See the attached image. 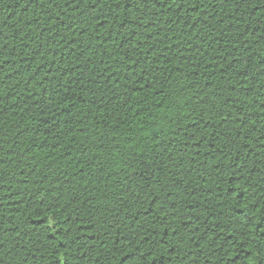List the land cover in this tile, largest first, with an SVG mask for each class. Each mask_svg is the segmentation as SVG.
I'll use <instances>...</instances> for the list:
<instances>
[{"label":"trees","instance_id":"trees-1","mask_svg":"<svg viewBox=\"0 0 264 264\" xmlns=\"http://www.w3.org/2000/svg\"><path fill=\"white\" fill-rule=\"evenodd\" d=\"M110 5L0 0V264H249L264 0Z\"/></svg>","mask_w":264,"mask_h":264},{"label":"snow or ice","instance_id":"snow-or-ice-1","mask_svg":"<svg viewBox=\"0 0 264 264\" xmlns=\"http://www.w3.org/2000/svg\"><path fill=\"white\" fill-rule=\"evenodd\" d=\"M86 2V0H85ZM93 4H99V0H92ZM105 3H108V0H105ZM126 4L127 8H123V5ZM164 0H159L158 4L156 3V0H111V5H115V7H112L111 10L113 12H119L121 10L127 11V12H134V11H145L148 10L152 6H163ZM110 5V6H111ZM74 8L76 6L75 2L72 5ZM195 7V5H192ZM171 7V5H169ZM179 7V5H177ZM123 23V21H121ZM241 120L244 119L243 116L240 117ZM253 125V129H254ZM262 143H264V137L258 138ZM151 163L153 162H147L145 165V171H151ZM251 223V221H249ZM251 232L254 234L252 239L259 240V246L258 248H247L246 250L251 255L252 253H256V255L253 256L252 260L249 261V264H257V257L264 258V216H258L254 226L251 228Z\"/></svg>","mask_w":264,"mask_h":264}]
</instances>
